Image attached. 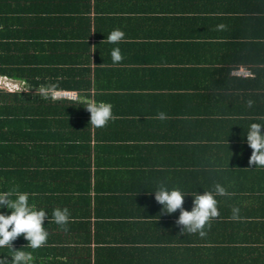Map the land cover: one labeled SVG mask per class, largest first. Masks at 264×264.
Here are the masks:
<instances>
[{"label":"crops","instance_id":"crops-1","mask_svg":"<svg viewBox=\"0 0 264 264\" xmlns=\"http://www.w3.org/2000/svg\"><path fill=\"white\" fill-rule=\"evenodd\" d=\"M247 1L224 0L220 4L216 1L213 4L218 9L224 10L219 13H227L233 18H239L237 20L239 21L247 16L242 10L243 2ZM42 4L46 9V12L42 14L44 18L51 16L46 14H49L48 12L54 6L60 7L58 3L54 5L46 0H0L1 18L6 16L10 20L17 18V20L35 21L31 27L27 23L24 26H12V30L5 27L4 23L0 24V30L7 32L0 31V35L7 34V37L12 35L14 40L26 44L23 37L15 38L22 32H26L32 35L29 38L40 42V47H46L47 54L50 56L48 60L54 59L55 53L69 57L70 47L75 44L72 39H69L71 29L66 24L52 25L42 21L37 23L38 10ZM198 4L200 5L198 9L203 10L198 13H207L208 10L203 7L208 8V6L202 5L201 1ZM126 9H128L127 5H125ZM260 9H264V2L257 3V12ZM256 13L253 8L254 15L249 14V16H255ZM201 16L203 15H199V18ZM219 24L226 25V30H216ZM258 25L262 27L264 23H257V29H259ZM244 28L243 22L236 23L230 20L197 22L190 25L188 46L183 36H178L164 43L156 41L159 50L147 47L146 51L135 55L139 59L136 60L139 65H134V59H128L125 62L126 85L131 84L127 85L130 88L138 82L143 89L140 92L131 90L129 93H125L126 91L121 88L115 91L113 88L121 83L119 80L121 78L116 80L115 76L108 78L111 80V86L104 93H108L107 96L103 97H108L106 99L110 100V96H114L111 104L113 115L117 118L111 121L113 124L108 123L107 126L97 129L92 126L89 128L88 137L85 136L87 138H82L84 133H81L77 135L78 138H69L68 142L64 141L62 144H67L68 147L57 152L55 149V151L51 150L54 153L49 165L42 164L44 161H49V158H38L36 151L32 154H24L21 144L12 143L7 139L9 143H6V147L10 150L3 152L0 149V192L19 185V191L34 194L29 196V203H34L37 209H44L49 217L44 223V227L49 232L44 247L35 250L27 247L28 241L21 235L13 242L14 248L32 252L34 257L32 264H53L55 259L57 260L55 257H59L61 251L64 253L61 257L63 261L67 257L65 250L73 251L75 247L84 248L83 253H89L88 262L85 261V263L95 264L96 260L100 261L97 254V248L100 247L108 248L102 251V254L110 253V256L116 257L119 254L124 261H130L134 258V249L142 250L151 247L145 242L135 244L134 239H138L139 236H142L141 241L144 239L152 241V238L158 240L161 236H165L164 239L167 236L175 238L174 229L171 230L167 223L175 222L177 212L171 214L172 217L164 216L162 205L155 206L153 202H150L146 207H140L139 201L132 203L127 195L123 197L119 193H109L110 189L124 190L120 187L124 185L123 183L136 182L140 177L150 176V172L155 169L153 164L163 159L165 163L168 159L169 167L155 169L156 173L162 172V176L158 174L160 177L158 179L165 183L174 179L172 183L175 187L174 182L177 181L175 172L179 171L176 163L179 162L180 156L176 151L169 153L167 149L170 148V139L173 138L175 144L178 140L184 139V144L190 146V153L197 158L201 156L203 159H219L223 164L231 163L228 160H232L235 164L233 171H237L241 180L245 175L255 174V168H249L248 164L252 149L247 144V133L253 121L264 118L262 103L264 102V79L257 77V83L254 81L252 89L245 88L244 80L255 79L256 76L245 64L247 55L245 42L247 41L243 36ZM172 29L186 31V28L173 27ZM230 35H236V37L226 38ZM170 50L173 51L171 55ZM30 52L25 55H33ZM88 53L92 64V49ZM82 54L84 51L80 53V59L86 56ZM262 56L264 57V54ZM40 57L47 59L48 56ZM239 68L247 69L250 74L248 76L235 74L234 71ZM90 76L91 78L93 76L92 70ZM0 78L13 87L11 90L4 88L7 92L25 90L22 82L4 76ZM90 92L91 95H95L92 89ZM246 94H252L258 99L249 97L254 101L252 108L245 103L243 95ZM185 95H191V100H182V96ZM67 99L75 100L71 97ZM176 101L181 103L180 108H189L193 115L173 114L172 110L175 107L173 103ZM183 101L185 107H183ZM215 107L219 109L231 107L229 110L231 112L228 113H231L234 120L233 124H225L229 125L228 127L221 125L223 129L218 135L212 132L214 117L208 115ZM159 112L166 113L168 119L163 121L155 119ZM194 112L198 114L194 115ZM228 113H226V120L230 116ZM223 118L222 115L221 119ZM182 119H186L187 123H183ZM178 142L180 144L182 141ZM146 146H150L153 152L147 150ZM171 154L173 156L170 157ZM148 158L149 161H147ZM39 161L40 164H38ZM122 174L124 180L120 181L119 177ZM159 184V180L150 179H147V182L135 183L137 186L135 189L142 190V192L138 191L141 204H144L148 196L154 199L153 192ZM151 185L154 186L151 187ZM259 189H264V179L262 181L259 179L257 190ZM248 201L250 202L248 207L251 209L247 214L251 219L258 207L255 190H252ZM65 207L71 213L68 231H64L52 220L53 210ZM0 211L10 214V210L6 208ZM251 220L254 221L253 218ZM134 222H142V224L139 228L129 230ZM123 226L126 228L124 233ZM243 228L246 230V226L241 229ZM2 256H8L10 261L12 250L8 247L0 248V257ZM76 257L80 260L84 258L80 254Z\"/></svg>","mask_w":264,"mask_h":264},{"label":"trees","instance_id":"trees-1","mask_svg":"<svg viewBox=\"0 0 264 264\" xmlns=\"http://www.w3.org/2000/svg\"><path fill=\"white\" fill-rule=\"evenodd\" d=\"M46 1L54 5L58 3L60 7L54 6L48 12L49 14H46L51 16L44 18L42 14L46 12V9L43 8L42 4V7L38 10V20L36 22L42 21L52 25H68L71 29L69 32H72L69 39H72L75 44L70 47L69 57L55 53L54 59L48 60L50 56L47 54L46 47H40V42L29 38L32 35L22 32L21 35L15 36V38L18 37L17 39L23 37L26 44L18 42L19 40H14L12 35L8 37L7 34L0 35V76L22 82L25 88V90L7 92V90L0 87V149L3 152L10 150L6 147V143H9L7 139H9L12 143L21 144L24 154H32L33 151H36L38 158H49V161L42 163L49 165L52 161V153H54L51 150L55 149L56 151H54L57 152L60 149L67 148V144L62 143L64 141L68 142L69 138H78V134L84 133L82 138L88 137L89 128L92 125L90 124V113L85 108L86 102L105 101L113 103V95L112 97L110 96V100L106 99L108 97H103L104 95L107 96L108 93H104L111 86V80L108 78L111 76H115V80L121 78L119 79L120 85L117 84L113 88L115 91L121 88L126 91L125 93H129L131 90L133 92L139 90L140 92L143 89L140 83H134L130 88L128 86L131 84L126 85V78L124 77L126 75L125 62L128 59H134V65H139L138 61H136L139 59L135 55L146 51L147 47L159 50L158 43L160 41V43H164L178 36H183L188 46L190 25L197 22H224V20L236 23L243 22L245 25V34L243 36L245 41H247L245 42L247 50L245 64L249 66L251 72L256 76L255 79L244 80L245 88L252 89L254 81L257 83V77L264 79V57L262 56L264 54V52L262 53L264 50V25L262 27L258 25L259 29H257V23H264V9H260L257 12V3L259 1L264 2V0L243 2L244 7L242 10L247 16L239 21H237L239 18H233L227 13H219V11L223 12L224 10L218 9L213 4L215 1L220 4L224 0ZM200 1L202 5L208 6V8L203 7L208 10L206 11L207 13H198L203 12V10L198 9ZM125 5L128 8L126 10ZM253 8L258 15L256 13L253 16ZM249 14L253 15L249 16ZM199 15L203 16L199 18ZM210 17L214 18L211 19ZM34 22V20L23 21L22 19L17 20V18L15 20L11 18L10 20L6 16L4 18L0 17V24L4 23L3 25L9 27L10 30H12V26H24L27 23L31 27ZM173 27L186 28V31H175L172 29ZM117 28L125 32V40L119 44L107 43L106 37L112 30ZM165 28L170 29L167 30ZM0 31L3 32L2 30ZM235 37L236 35H230V37L227 36L226 38L233 39ZM114 47H119L125 57L118 64H113L111 59V50ZM90 49H92L93 54L92 64L88 55ZM30 50L33 55H25ZM82 51H84L86 56L80 59ZM170 51L171 55L173 51ZM58 53H62V51H58ZM41 55L48 57L47 59L41 58ZM20 56L22 57L20 58ZM157 69L159 71V68ZM91 70L93 72L92 78L90 76ZM48 83H58L59 89L63 90V92L74 91L75 93H69L73 95L72 98L75 100H69L66 97L55 100L41 98L37 90L41 84ZM91 89L95 91V95L90 94ZM243 97L245 98V103L251 98L258 100L252 94H246ZM182 98V100H191V95H185ZM214 99L218 101L216 98ZM262 103L264 104V102ZM180 104L177 101L173 103L176 107L172 110L173 114L177 116L193 115L189 108H180ZM183 107H185L184 101ZM230 109L231 107L228 109L226 107L223 109L215 107L208 114L214 117L212 120L214 123L212 132L216 135L222 132L223 127L233 124L232 115L228 113L231 112L229 111ZM226 113L230 115L227 118L228 120H226ZM196 114L198 113L194 112V115ZM222 115L224 117L223 120L221 119ZM182 120L183 123H187L186 119ZM253 122L264 124V118ZM108 123L113 124L111 121ZM226 123H229V125H225ZM94 128L97 129L96 127ZM86 135L87 137H85ZM170 140L171 145L169 146L170 148H167L168 152L176 151L180 156L179 162L176 163L179 171L175 172V174L177 173L175 175L177 177L175 180L177 181L174 184L176 186L178 184L183 191L189 194V196L185 197V209L191 210L192 193L203 194L204 191H211L214 183L217 182L221 183L228 192L235 193V195L231 197H216L220 216L212 221L210 230L206 229L207 236L204 238L199 237L198 234H188L186 232L181 234V228L175 222H169L167 226H170L171 230L174 229L175 238L167 236L164 239L165 236H161L158 240L152 238V241L149 239L141 241L142 236H139L138 239H134L135 244L145 242L151 247H146L142 250L134 249V258L130 261H124L119 254H117V257L114 255H112L114 257L110 256V253L102 254L101 252L108 248L100 247L97 248L100 261L96 260L95 264H264V189L257 190L259 179L261 181L264 179V167L252 166L255 168V174L245 175L241 180L237 171H233L235 164L232 160H228L231 163L223 164L219 159H203L201 156L197 158L190 153V146L189 144H184V139L178 140L182 141L180 144L178 141L175 144L174 138ZM146 147H148L146 148L147 150L153 152L150 146ZM171 156L173 155L171 154ZM147 161H149V158ZM38 164H40V161ZM153 165L155 169L157 167L162 169L169 167V162L167 159L165 163L163 159ZM155 169L150 172V176H143L138 178L136 182L120 185L124 190L110 189L109 193H119L123 197L127 195V198H131L132 203L139 201L140 207H146L150 202H153L155 206H161L152 196L146 197L144 204H141V197H139L138 191L142 192V190L140 188L135 189L137 187L135 183L147 182V179L163 182L158 179L160 178L158 174L162 176V172L156 173ZM119 180H124L123 174L119 177ZM172 180L174 181V179ZM172 180L166 181L169 188L173 187ZM153 186L151 185V187ZM252 190L256 192L258 204L257 210L251 217L254 221L247 214L251 209L248 207L250 203L248 197ZM233 207L240 208L242 220L232 221L229 219L232 215ZM164 216H168V214ZM178 217L179 211H177L176 215V218ZM140 224L142 222H134L133 227L129 228V230H133L136 227L139 228ZM243 226H246V230L245 228L241 229ZM124 229L126 230L123 226V233ZM153 245L155 246L153 247ZM70 250H65L67 257H64L63 261L61 257L64 256V253L61 251L58 255L59 257H55L57 260L55 259L53 264H86L85 261H87L89 253H83L85 251L84 248L75 247L73 251ZM77 254L84 256V258L78 259L76 257Z\"/></svg>","mask_w":264,"mask_h":264},{"label":"clouds","instance_id":"clouds-1","mask_svg":"<svg viewBox=\"0 0 264 264\" xmlns=\"http://www.w3.org/2000/svg\"><path fill=\"white\" fill-rule=\"evenodd\" d=\"M226 25L219 24L216 30H226ZM125 32L119 28L114 29L106 37V42L119 44L125 40ZM121 49L114 47L111 50L113 64H118L124 60ZM41 98L55 100L60 98L63 90L59 89L58 83L41 84L38 88ZM254 101L248 100V107H252ZM86 110L90 113V124L96 128L107 126L109 121H114L117 117L113 115V105L106 102H86ZM155 119L166 120L168 116L164 112H159ZM264 124L252 123L247 133V144L252 149L248 164L252 166L264 167ZM155 201L162 205V213L171 215L179 211V217L175 224L181 228V234H198L199 237L207 236V230L211 229L212 221L220 216L218 210V200L216 197H231L235 193L228 192L221 183H214L211 191H204L203 194L194 192L191 210L184 207L185 197L189 194L179 186L169 188L165 182H161L153 192ZM34 195L28 192L19 191L16 185L8 191L0 192V209L10 210L0 211V248L8 247L12 250L11 260L8 256L0 257V264H32L34 257L32 252L16 250L13 242L23 235L28 241L27 247L39 249L47 243L49 232L44 227L45 221L49 219L44 209H37L36 205L29 203V196ZM240 208L233 207L232 215L229 219L240 221ZM52 220L64 231H68V224L71 222V213L68 208H56L52 213Z\"/></svg>","mask_w":264,"mask_h":264},{"label":"built area","instance_id":"built-area-1","mask_svg":"<svg viewBox=\"0 0 264 264\" xmlns=\"http://www.w3.org/2000/svg\"><path fill=\"white\" fill-rule=\"evenodd\" d=\"M235 72V74H237V75H245V76H248L250 73H249V71L247 70V69H244V68H239V69H237V70H235L234 71ZM62 98H69V97H73V95L72 94H70L69 92H63V94H62V96H61Z\"/></svg>","mask_w":264,"mask_h":264},{"label":"rangeland","instance_id":"rangeland-1","mask_svg":"<svg viewBox=\"0 0 264 264\" xmlns=\"http://www.w3.org/2000/svg\"><path fill=\"white\" fill-rule=\"evenodd\" d=\"M0 87L6 88V89H12L13 87L9 84V82L3 81V79L0 78Z\"/></svg>","mask_w":264,"mask_h":264}]
</instances>
